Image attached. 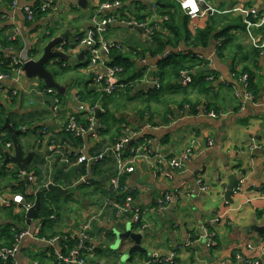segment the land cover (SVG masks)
Masks as SVG:
<instances>
[{"label":"crops","instance_id":"1","mask_svg":"<svg viewBox=\"0 0 264 264\" xmlns=\"http://www.w3.org/2000/svg\"><path fill=\"white\" fill-rule=\"evenodd\" d=\"M35 1L18 0L19 7L10 10L3 4L5 1L0 0V14L13 17L1 20L6 33L13 32V28L19 26V38L31 48V36L35 35V30L41 31L48 24L56 27L61 19L65 22L64 28L71 32L67 38H72L69 41L74 43L75 34L90 27V19L96 7L95 0H88L85 7H81L78 0H54L58 7L57 15H48L43 19L47 25L42 21L34 23L31 26L34 31L29 36L31 27L27 28L21 7ZM158 1L164 7L166 0H121V7L125 6L127 14L135 9V5L140 8L139 13H155ZM199 1L203 12L191 17L190 27H203L209 15H218L220 21L217 27L229 26L230 34L234 36L230 49L224 51L222 57L217 56L218 43L214 39L207 46L194 49L197 57L201 56L207 61V67L201 65L196 68L209 81L207 88H201L200 83L192 81L191 72L195 73L193 70L189 72L190 83L183 85L179 78L176 90L172 89L161 100L164 101V106L161 107L158 101L154 102L152 121L147 119L148 116L141 119L133 109L122 110L114 120V126L118 123L123 131L127 128L142 129V134L134 138L132 145L143 146L161 154L160 157L135 159L133 172L120 176L123 177V187L131 189L135 194L134 203L140 208L142 222L146 224L141 245L147 253L126 255L125 251L132 243L123 240V253L116 259L110 256L114 252L112 244L116 240L114 231H123L126 226H131L128 217L118 214L106 204V200L112 198L108 191L110 180L117 170L113 155L108 152L105 159L92 168L86 181H81L85 166L77 163V153L102 152L122 134L116 135L113 129V133L110 131L99 136L95 131L83 137L79 145L59 141L51 145L55 138L51 136L61 133L60 128L69 115L75 112L68 110L63 113L61 104L59 111L53 113L50 109V97L31 101L27 95L22 94L18 104H9V111L12 113L11 120L20 124L22 130L29 127L26 123H37L36 127L38 126L37 130L30 128L33 140L26 149L23 148L26 152L35 151L28 165L37 172L35 182L32 183L34 189L32 184L28 185L31 190H36L39 186L52 182L65 189L64 194L58 193L60 214L52 221V225L44 224L42 228L40 220L34 218L28 224L25 217V229L35 233L41 230L48 237L53 233L63 234V240H67V235L77 238L75 236L81 226L91 219L89 242L105 251L98 256L89 257L90 261H96L91 264H157L153 260L165 258L172 252L175 253L172 263L158 264H243L235 259L239 252L264 264V232H259V229H264V25L247 21L249 9L264 10V0ZM59 12L63 13L61 18ZM155 15H158L157 11ZM78 20L79 25H76ZM116 27H120L118 23L111 24L103 34L104 38L114 42L126 41L131 32H120ZM44 33L43 31L42 34ZM142 34L134 33L133 41L144 40L146 33ZM179 49L184 48L181 46ZM253 49H259V55L255 56ZM126 50L122 46L120 51L126 54ZM184 51L187 52L186 49ZM81 52L83 54L78 58ZM70 55L75 64L88 65L84 47H77ZM145 57L142 61H136L138 66H145L144 71H148L147 76L150 78L156 60L147 55ZM131 58L135 59L134 55ZM243 65L249 66L256 84L252 100L244 98L238 81L231 75L232 66L239 69ZM205 69L210 70L207 72ZM84 72L92 82L88 66ZM209 75H214L215 78L209 80ZM30 83L31 81L26 80L23 86L28 88ZM72 83L73 78L62 85L66 87ZM89 86L92 87V84ZM1 103L6 104V99ZM180 103H184L183 107L189 105V108L180 110ZM190 104L193 107L190 108ZM205 109L206 113L203 112ZM212 110L216 113L214 117L208 115ZM44 126L47 127V132L42 135ZM139 137H142L141 141H138ZM209 140H212L211 144ZM39 142L41 143L38 144ZM190 146L193 149L190 160L185 162L182 169L172 170L167 163L168 158L180 154ZM13 167L16 168L15 165ZM157 167L170 173L171 177L166 178L158 173ZM31 174L34 175L33 172ZM232 174L236 177L234 187L238 186L241 178L243 182L238 191L232 190L231 199L227 200L225 191ZM16 184L14 180L1 181L0 190L6 197H12L16 195L13 190ZM202 186L205 190L201 189ZM103 190H107V195H103ZM165 193H169L171 198L168 206L160 209L158 203ZM11 205L12 211L21 210L26 213L21 206ZM8 207L0 205V234L13 223ZM44 235L41 238L23 237L16 257L6 260L4 264H61L55 258L56 252L63 251L61 236L51 243ZM248 244L254 248L249 250Z\"/></svg>","mask_w":264,"mask_h":264},{"label":"trees","instance_id":"2","mask_svg":"<svg viewBox=\"0 0 264 264\" xmlns=\"http://www.w3.org/2000/svg\"><path fill=\"white\" fill-rule=\"evenodd\" d=\"M3 1H5V3L3 4H6V6H8L9 8L10 0ZM41 1L42 0H36L32 4V6L36 7ZM159 2L160 1H158V4L155 5L154 9L155 13L156 11L158 12L157 16L155 15V13H139L140 8L136 5L135 9H133L129 14L124 11L125 6H120L110 12V15H113L115 17V23H118V26L123 28L126 32H131L126 41H117L122 42L121 45L124 47V49L127 48L126 54L122 53L120 51L121 49L116 47L110 48L107 54L109 59L112 58V60L110 59L112 64L119 65L122 68L120 76L123 82L131 83V86L127 84L124 88L119 89L110 96H107V98L106 96L102 95L101 91L96 87H91L90 89L88 88V90H86L85 92L77 93L81 101L87 102L91 106H93L98 100L101 101L103 111H100L97 117L96 122L97 124H99V126L97 127V134L103 135L104 133H109L113 129H115L114 132L116 135H118L119 133L122 134L123 130L121 125H118V123H116V125L114 126V120L118 113L122 112V110L129 111L130 107L139 114L141 119H144L146 116H148L150 119H147L149 121H152L153 114L151 102L149 100L161 102L162 96L166 97L172 89L176 90L177 85H179L178 79L180 78L181 71L191 72L195 70V73L191 72L193 78L192 81H197L195 82L197 84L200 83L201 88L202 86L207 88V84L209 81L205 79L206 76H203L200 70L196 69L201 65L207 67V61L200 57H197L194 49L198 47H205L209 44L211 39H214L218 43L217 56L222 57L224 55V51L230 49V44L232 45L234 41V36L229 32V26L225 28L217 27L220 21L217 18L218 15H209L205 20V25L203 27H197L195 29H192L190 27L192 18L187 15L184 11H182V9L175 0H166L164 7H161L159 5ZM163 8H165V10ZM36 9L37 14L35 16V23L38 21H42L44 25H47V22H44L43 19L48 17V11H40V9ZM50 16L52 17L53 15ZM122 20H134L139 23L150 22L151 27L155 23L156 27H154L151 32L149 31L144 34V40H137L136 42H134L133 40H135V38L133 34L141 33V35H143L142 32L129 28L128 24L121 22ZM2 23L3 21L0 20V73H9L11 68V57L7 52V48H12L16 51L21 50L24 46V42L21 40V38L9 40L7 38L8 35ZM25 23L28 26L27 28H30L34 24L27 20L25 21ZM44 29L45 33L42 34L40 38L48 36V38L50 39L56 34L55 32L57 30L56 27L50 24H48ZM31 30L34 31L33 27H31ZM82 32L78 31V33L75 34V39L77 36H81L83 34ZM66 40L67 44L64 45V50L68 52L69 47L72 46L69 39L66 38ZM181 46L182 48L187 50L186 53L184 49H179ZM259 52V49H253V54L255 56L259 55ZM127 53H129L131 56L134 55L135 59L131 58V56H129V54ZM146 55L149 58H154L156 60L155 69L151 71L150 78H148V71H144L145 66H138L136 61V59L140 61L144 60L146 58ZM63 62L64 61L61 60L54 61V63L58 64H62ZM62 66L66 68V66ZM205 70L208 72L210 69ZM52 73L56 79L57 71L52 70ZM231 73L234 74V78L236 80L239 76L247 74L249 82V91L252 95L255 94L256 84L253 82V73L250 71L248 65H243L239 69H236V67L232 66ZM210 76L211 75H209L208 77ZM155 79L159 81V86H156L154 84ZM39 82L42 86H45L42 80H39ZM147 82H149V84ZM141 86L143 88H141ZM140 95L142 96L139 97ZM57 96L59 98L58 104L59 106H61L62 96L59 93L57 94ZM139 98L141 99L139 100ZM136 101H138L139 103H135ZM16 103L17 98L13 95H10L9 93H7L6 104L0 103V128L6 132L5 139L8 141L11 140L10 133L3 128L6 117L9 118V121L14 128L20 129L21 126L17 122L11 120L12 113L9 111V104ZM183 105L184 103H180V110L183 109ZM191 107H193V104H190V108ZM71 115H74V117L80 124H82L83 126H87L86 114L72 113ZM26 124L27 126H29L27 131H29L30 128H32L33 130H37L38 128V126L36 127L37 123H30V125L28 123ZM111 133H113V131H111ZM52 137L55 138L53 139V143H50L51 145H54L57 141H59V143H72L73 146L79 145L82 142V137H76L71 132L65 130H63L57 135H53ZM56 137L58 138L56 139ZM141 139L142 137H139L138 141H141ZM2 162L3 161L0 160V183L1 181H16L17 184L13 186L14 194H21L25 201L34 202V195H32L31 193L34 190L30 189V186L26 183L17 168H14L13 166L9 167V165H3ZM27 171L29 173L33 172L36 178V170L32 169L29 166ZM122 186L123 177L120 178L119 186L116 190L113 191V189L110 187V190L108 191V194L112 197L111 199L121 204L123 203L125 198V193L120 191V188ZM102 192L103 195H107V190H103ZM131 195L133 196L135 194L131 192ZM59 198L60 195L55 191H45L41 193L40 208L35 213L33 218L40 220V222L42 223V228H44V226L47 224L52 225V221L56 220V218L60 214V206L57 203V200H59ZM12 206L13 205L9 206L7 209L9 215L11 216V219H13L14 224L12 223L11 226L1 232L0 239L2 241H0V246H11L12 244H14L16 242L17 235L22 231V229L26 228L25 213L21 210L19 212L12 211ZM115 210L116 209L114 208V211ZM130 216L131 214L129 213L125 215L126 218ZM142 225V221L137 223H131V228L135 231H138ZM37 234L40 238L44 235L41 230H38ZM44 236L46 239H51L53 236H61L60 240L63 241V253L69 252L71 249L76 247L78 243V238H72L69 235H67V240H63V234L59 233H53L49 237L48 235ZM88 236L90 238V232H88ZM91 245L92 244L90 242L87 243V247ZM122 250L124 251L125 249L123 248ZM123 251L121 252L120 250L119 252H113L110 254V256L116 259L119 254L121 255L123 253ZM101 252H105L104 249L102 250V248L99 249L94 247L93 256H98ZM82 253V257L87 259L86 261L88 264H91L92 261H94V259L90 261L91 258H89L90 255L88 252L84 250L82 251ZM4 262L5 261L0 260V264H4Z\"/></svg>","mask_w":264,"mask_h":264},{"label":"built area","instance_id":"3","mask_svg":"<svg viewBox=\"0 0 264 264\" xmlns=\"http://www.w3.org/2000/svg\"><path fill=\"white\" fill-rule=\"evenodd\" d=\"M182 11H184L190 17H195L200 15L202 11V6L199 0H175ZM207 2H211L212 0H206ZM96 7L95 12L92 14L90 19V27L87 30H84L81 36H77L75 42L72 47H69L68 52L64 50V45L67 44V40L65 39L60 45L56 47L57 50L65 51L66 53L74 52L77 47H84L87 51V66L89 67L91 76H92V87H96L99 89L104 96H110L114 94L119 89L124 88L127 84L131 86V83H125L121 79L120 72L122 68L119 65L112 64L108 58L109 49L112 47H116L121 49L122 45L118 42L110 41L104 38L103 34L105 33L108 25L115 23V17L110 15V12L117 9L121 6V0H95ZM209 4L207 5V7ZM19 7L18 0H10V10L17 9ZM40 11H48L49 15H57L58 7L55 5L54 0H42L36 7H33L32 4H25L21 7V13L24 18V21H29L31 23H35V16L37 14V9ZM13 19L12 16L7 14H0V20L2 19ZM166 18V17H164ZM248 23L251 24H260L264 25V10L258 11L255 8H251L248 11ZM122 23L128 25H139L142 26L147 32H151L156 24L151 27L150 22H137L134 20H122ZM21 33V29L19 26H15L13 28V32L8 33L7 38L9 40H15L19 38ZM47 33V32H46ZM221 40V39H220ZM219 40V41H220ZM76 46V47H75ZM260 49V48H259ZM32 48L28 45L27 42L24 41V46L21 50H14L12 48H7V52L11 57V68L10 72L0 73V103L2 100H5L7 97V93L13 95L17 98V104L20 101L21 95L25 94L28 96L29 100L36 99V101L40 97H50V109L53 113H57L60 109L58 104L59 98L57 96L58 91L53 87L42 86L40 82L34 81V79H27L25 72L23 70V65L27 61L31 59H36L32 55ZM202 58L201 56H198ZM234 78V74H231ZM213 76H210L209 79H213ZM37 80V78H35ZM31 81L30 85L27 87L23 86L24 81ZM40 80V79H39ZM191 77L188 71L180 72V82L183 85H187L190 83ZM239 83V89L242 95L247 100H252L254 97L249 91L248 88V75L243 74L237 78ZM154 84L159 86V81L155 79ZM189 105L183 107V109H188ZM103 111L101 101L98 100L93 106L88 104L87 102H81L79 106L78 113H84L87 115V126H83L80 124L74 115H69L66 123L60 128V131L63 130L71 132L76 137H85L89 133H93L96 131L99 124H97V111ZM204 113L207 112L205 109ZM208 115L216 116L215 111H209ZM21 129V128H20ZM47 132V127L44 126L41 130L42 135ZM6 132L0 128V160H4V152L8 151L10 154L14 153L12 140L8 141L5 139ZM142 134V129H131L127 128L123 131L120 138L115 140V142L106 147L102 152L94 153V154H85L82 152L77 153V163L85 166V173L83 174L81 181H86V176L89 175L92 168L101 160L105 159L107 153H111L116 160L117 170L115 175L110 180V187L116 190L119 186V178L124 173H131L134 170L133 163L135 159L144 157H160L161 154L157 151H152L151 149L144 148L143 146L137 145H129L131 141H134L136 136ZM52 137V136H51ZM209 144L212 143V140L208 141ZM39 142L38 144H40ZM193 153L192 147H187L180 154L172 156L168 158V165L172 170H180L185 165V162L189 161ZM9 167H12L14 164H7ZM158 173L163 174L164 177L170 178L171 174L168 172L162 171L159 167L156 168ZM23 176V173H20ZM35 176H32L29 173V179L31 183L34 181ZM243 182V178L239 180V184L237 187H234L233 192L238 191L240 189V184ZM202 190H205V187H201ZM120 191L125 193V198L123 203H119L113 199H107L106 204L115 208L118 214L125 216L127 213L131 214L127 219L130 223H137L142 221L141 210L134 203V198L131 195L133 192L131 189L127 187H121ZM171 195L169 193H165L162 199L159 200V208L164 209L168 206V202L170 201ZM11 204H17L21 206L22 210L27 211L32 204L25 202L23 196L21 194L13 195L12 197H6L3 192L0 190V205L2 206H10ZM53 217V216H51ZM91 227V219L84 223L77 235L78 243L77 246L71 249L69 252L63 253L56 252L55 258L61 264H88L87 259L82 257V251H86L89 253V257L93 256L94 246L91 245L87 247V243H89L88 232ZM146 228V224L143 223L139 231H143ZM25 236H31L33 238L39 237L37 233L30 231L28 229L22 230L18 235L16 242L11 246H0V260L6 261L9 259H14L16 257L19 242ZM40 238V237H39ZM58 236L49 239V242H54L58 240ZM43 239V238H42ZM85 240L88 242L86 243ZM249 250L253 249L254 246L251 244L247 245ZM263 250V249H262ZM264 255V254H263ZM175 258V253H171L169 256L165 258H157L153 260L154 263H172ZM235 259L242 262L243 264H259L257 259H251L243 256L240 252L235 255ZM119 264V263H116Z\"/></svg>","mask_w":264,"mask_h":264},{"label":"water","instance_id":"4","mask_svg":"<svg viewBox=\"0 0 264 264\" xmlns=\"http://www.w3.org/2000/svg\"><path fill=\"white\" fill-rule=\"evenodd\" d=\"M88 0H78V4L81 7H85ZM110 25H108L109 27ZM129 28H132L136 31H140L143 33H147V31L139 25H128ZM68 35H71V32L69 29H66L63 33H60L57 36L52 37L44 46L42 54L36 58L31 59L24 63L23 70L25 72L27 79H40L43 81L44 85L46 87H53L55 88L59 94L65 93V85L60 84L58 81H56L55 77L53 76L52 70L48 67L50 65L54 64V61L61 60V61H69L70 60V53H66L62 50H57L56 47L60 45ZM74 43H71V46H73ZM83 52H81L78 55V58H81ZM99 110L96 113V117L99 115ZM3 128L7 130V132L10 133V137L13 143L14 153L10 154L8 151H5L4 154V160L2 162L3 165H7L9 163H12L15 165L17 170L20 173H23V178L26 181L27 184H31V181L29 179V172L27 171L28 165L30 164L32 158L35 155V151H25L23 149V146L21 144V141L19 139L20 134L22 132L27 131L28 128L25 129H16L12 126V124L9 121V118L6 117L5 123ZM133 141L130 142L129 145H131ZM236 177L235 175L229 176V182L225 191V198L227 200H230L231 192L235 186ZM45 191H55L59 194H64L65 189H63L61 186L54 184L52 182H49L45 185L39 186L36 190L32 191V195H34L35 199L32 204V206L26 211L25 217L27 219V223L29 224L31 220L33 219L35 213L40 208V196L42 192ZM143 231H135L131 228V226H126L125 230L123 231H114V235L116 236L115 243L112 244V250L114 252H121L123 251V240L125 241H131V246L125 251L126 255H132L136 252L139 253H147L146 249L142 247L141 241L143 239ZM259 232H264V229H259ZM77 237V236H75ZM87 243L88 241L85 240ZM110 248V247H108Z\"/></svg>","mask_w":264,"mask_h":264},{"label":"rangeland","instance_id":"5","mask_svg":"<svg viewBox=\"0 0 264 264\" xmlns=\"http://www.w3.org/2000/svg\"><path fill=\"white\" fill-rule=\"evenodd\" d=\"M63 13L60 14L59 12V16L60 18L62 17ZM62 20V19H61ZM58 21L56 23V32L58 33L60 31H63L65 27V22L64 21ZM79 21H76L75 24L79 25ZM73 22V20L71 21V23ZM116 29L120 32H124V29L121 27H116ZM45 31V29L39 31V29L35 30V35H32V30L29 31V36H31V42H32V55L34 58H38L43 51V48L45 46V44L49 41L48 36H44L41 37L42 32ZM69 40H72L69 39ZM70 60L69 61H65L62 64H58V63H54L53 65L48 66L51 70H55L57 71L56 74V81H58L60 84H65L69 79L73 78V83L71 85L66 86V91L62 96V100H61V104L63 106L62 112L65 113V111L71 110L72 112L78 113L79 112V106L81 104V101L79 99V96L77 95V93L79 92H85V88H91L89 86L90 81H89V76L85 74L84 69H87V65L86 64H81V65H77L74 62V58L71 55L70 56ZM62 65L66 66V68H64ZM77 65V66H76ZM63 67V68H62ZM36 80V79H34ZM37 81H39V79H37ZM142 95H140L139 97H141ZM165 98V96L161 97ZM107 98V96H106ZM141 98H139L140 100ZM151 102V107L155 108L154 106V100H149ZM85 103V102H84ZM135 103H139L138 101H136ZM164 101L160 102L161 107L164 106ZM140 105V104H139ZM69 107V109H68ZM135 107V106H134ZM131 111V107L129 109ZM184 110V109H183ZM50 115V113H49ZM29 131L27 134L25 135H21L20 137V141L21 144L23 146V148H27L32 140V132ZM102 134H99V136H101ZM24 138V141H22V139Z\"/></svg>","mask_w":264,"mask_h":264}]
</instances>
